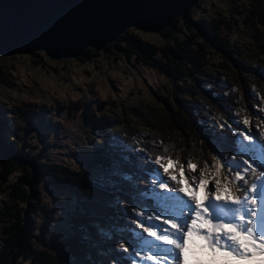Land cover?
Here are the masks:
<instances>
[{
    "label": "rangeland",
    "instance_id": "obj_1",
    "mask_svg": "<svg viewBox=\"0 0 264 264\" xmlns=\"http://www.w3.org/2000/svg\"><path fill=\"white\" fill-rule=\"evenodd\" d=\"M254 6L264 10V0H199L189 13L190 19L179 18L177 28L169 38L160 33L141 32L133 28L127 31L138 32L142 39L163 46L190 35H193L194 42H201L203 38L200 26L204 22L215 23L218 19L224 21L220 25V35L229 41L236 52L228 59L209 46V53L206 55L208 63L203 68L202 75L198 76L208 82L207 86L200 84V87H213L212 84L223 87L226 75L234 77L238 91L246 95L254 94L256 102H246L241 110H229L231 123L247 131L242 120L248 117V127L258 134V128L264 131V128H260L261 119L258 118L264 117V112L258 110L259 107H264V99L256 96L258 93L255 87L258 83L264 85V79L252 69L264 73V31L258 26L254 29L249 26L247 19H251L250 11ZM95 52L99 54L58 60L49 58L44 51L0 56V115L4 119V126L8 128L0 138V151L12 139L8 130H16L20 133L24 149L39 155L43 162L83 169L84 159L96 150L104 149V146L139 153L143 143L156 146L153 141L168 139V105L175 107L184 104L202 111L206 114L207 121L217 128L219 124L228 122L207 109L203 91L200 87H194L188 78L183 76L174 80L166 73L137 61L133 56L127 59L117 52ZM86 114L99 121L103 120L105 128L86 120ZM238 118L241 122L237 125L235 121ZM149 157L150 154L145 155V159ZM141 163H144L143 159ZM212 163L211 160L209 165ZM153 166L156 167L154 164ZM198 166L203 168L204 163ZM22 173L21 167H15L8 183L15 182ZM190 174L198 176L199 173ZM151 175L152 173L150 177ZM132 177L130 182L134 186L138 182V176L132 174ZM213 181L214 177L210 176L209 188L214 189ZM38 190L42 200L35 213V233L41 234L40 230L47 228V232L41 235L47 242L67 236L70 232L67 214L74 202L72 195L65 193L57 197L44 179ZM117 198L121 204L124 198ZM10 203L9 189L0 184V211L5 204ZM128 205L132 207L130 214H121L125 221L123 232L128 236L115 246L121 252V243H131L134 250H140L137 236L142 234V228L137 223V212L143 209L151 213L155 201L141 195L132 196ZM19 207H24V204L20 203ZM5 218L0 213V245L6 237L3 231L7 222ZM95 224L97 231L107 230V225L103 222L97 221ZM143 236L146 237V233ZM88 240L91 248H97L95 242L90 238ZM34 246L50 252L60 264L78 263L61 246L46 245L40 241H34ZM124 257L125 264H132V253L124 252ZM116 260L115 254H108V264H115ZM18 264L38 263L21 258Z\"/></svg>",
    "mask_w": 264,
    "mask_h": 264
},
{
    "label": "trees",
    "instance_id": "obj_2",
    "mask_svg": "<svg viewBox=\"0 0 264 264\" xmlns=\"http://www.w3.org/2000/svg\"><path fill=\"white\" fill-rule=\"evenodd\" d=\"M250 13L251 19H247L249 26L253 29L258 26L264 31V10L254 6ZM179 21V18L175 19L172 25L160 34L165 38L171 37ZM221 24H224L221 19L215 23L204 22L200 26L203 38L201 42H194L193 35H190L163 46L142 39L138 32L127 31L119 36L116 42L108 44L104 51L111 54L117 52L127 59L133 56L137 61L166 73L174 80L184 76L194 87H200V84L207 86L208 81L198 77L202 75L203 68L208 63L207 48L214 47L228 59L236 52L229 41L220 35ZM97 54L99 53L92 49L85 51L86 56ZM252 71L264 79L263 72L258 69ZM225 82L223 87L212 84L213 87L201 86L200 90L203 91L202 96L207 109L216 117L225 118L232 124L229 110L233 108L241 110L246 102L255 104L256 98L252 93L241 94L234 77L226 75ZM255 88L258 93L256 96L264 99V85L258 83ZM85 117L100 128H105L103 120L99 121L87 114ZM166 117L170 130L168 139H162L163 146L168 148L166 154L178 157L183 163L192 159L197 164H203L205 161L210 163L216 151L224 157L234 153L233 142L236 135L227 127L222 129L213 126L207 121L204 112L184 104L175 107L168 105ZM4 125V119L0 115V138L4 130L8 129ZM232 126L235 127L233 124ZM8 131L12 134V139L6 142L5 149L2 148L0 151V184L9 189L11 203L5 204L0 211L7 220L3 226L6 237L0 245V264H18L21 258L38 264H60L47 250L35 248L34 241L61 246L68 255L78 261L77 264H108L109 253L117 256L115 264H125L124 251L115 248L122 238L128 236L123 232L125 221L121 214H130L132 207L128 204L132 196H140L141 192L150 188V173L154 169L151 160L162 151V148L143 143L142 148L145 151L130 153L125 149L104 146V149H98L84 159L85 168L73 169L62 164L43 162L39 155L24 149L25 145L21 142L19 132ZM146 154H150L149 159H145ZM142 159L144 163H141ZM17 166L22 168L23 173L10 184L8 179ZM114 168H118L123 175L136 174L138 182L133 186L121 176H110ZM101 176L115 183L101 184L99 179ZM43 179L52 187L57 197L69 193L74 201L67 214L69 234L49 242L41 236L47 232V228L40 230L41 234L35 233L37 227L35 213L42 200L38 188ZM118 196L124 198L127 203L123 199L120 204ZM20 203H23L24 207H19ZM97 221L107 225V230L97 231L95 224ZM88 238L98 245L97 248H91Z\"/></svg>",
    "mask_w": 264,
    "mask_h": 264
},
{
    "label": "snow or ice",
    "instance_id": "obj_3",
    "mask_svg": "<svg viewBox=\"0 0 264 264\" xmlns=\"http://www.w3.org/2000/svg\"><path fill=\"white\" fill-rule=\"evenodd\" d=\"M258 110L264 112V107ZM258 118L264 128V117ZM240 122L239 118L235 121L237 125ZM242 123L247 131L227 121L219 124L236 135L234 154L224 157L216 151L213 163L205 161L203 168L192 159L185 164L166 154L163 142L153 141L162 151L151 160L156 165L151 188L141 196L154 200L155 206L151 213L137 212L142 228L137 236L140 250L121 243L124 252L149 264H188L187 252L195 238L201 242L200 249L210 254V264H264V131L258 128V134L253 133L248 117ZM196 172L198 176L190 174ZM110 176L133 179L118 168ZM210 176L214 177V189L209 188ZM99 179L101 184L115 183L104 176ZM201 188L205 189L203 198L198 194Z\"/></svg>",
    "mask_w": 264,
    "mask_h": 264
},
{
    "label": "water",
    "instance_id": "obj_4",
    "mask_svg": "<svg viewBox=\"0 0 264 264\" xmlns=\"http://www.w3.org/2000/svg\"><path fill=\"white\" fill-rule=\"evenodd\" d=\"M199 0H0V56L44 51L51 59L104 51L133 28L161 33L190 19Z\"/></svg>",
    "mask_w": 264,
    "mask_h": 264
},
{
    "label": "bare ground",
    "instance_id": "obj_5",
    "mask_svg": "<svg viewBox=\"0 0 264 264\" xmlns=\"http://www.w3.org/2000/svg\"><path fill=\"white\" fill-rule=\"evenodd\" d=\"M165 179H167L166 175H165ZM172 185L173 187H176L174 183ZM198 194L201 198H203L205 195L204 188H201ZM200 243L201 242H198V240L194 238V243H191L189 245V251L187 252L188 264H210L211 262L210 254L206 250L200 249L199 247ZM133 260L136 261V264H149V262L141 261L138 257H135L132 254V262Z\"/></svg>",
    "mask_w": 264,
    "mask_h": 264
}]
</instances>
